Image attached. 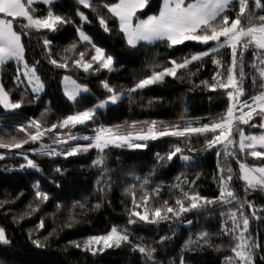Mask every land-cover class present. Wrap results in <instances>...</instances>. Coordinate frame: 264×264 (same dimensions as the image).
<instances>
[{"label": "snow or ice", "instance_id": "obj_1", "mask_svg": "<svg viewBox=\"0 0 264 264\" xmlns=\"http://www.w3.org/2000/svg\"><path fill=\"white\" fill-rule=\"evenodd\" d=\"M40 3L46 6V11L38 10L36 5ZM55 0H0V68L10 60H15L18 67V75L13 76L16 87L24 84L19 99H13L10 92L5 89L0 81V106L5 114L19 109L25 102L24 94L30 86L33 99L43 89V81L38 74L40 60L29 64L26 59V46L24 38H31L33 33L42 31L56 32L62 25L74 23L71 17L57 13L53 5ZM77 3L86 9H95L97 0H77ZM101 5L107 9L111 17L116 21L120 34L126 45L136 49L145 43L148 45L156 42L164 43L169 49L185 45V42H196L201 50L190 52L180 57L168 56L167 60H160L155 53L150 59H146L140 72L142 77L134 78L131 87L117 90L107 79L100 80V85L105 91L103 98H97L90 106L82 107L67 115L58 117L49 122L46 118L51 110L46 107L39 117H29L24 123L16 124L17 132L23 135H11L7 139L0 137V159L8 155L22 157L23 162L14 165V168H31L41 171L37 161L30 157L31 154L47 157L65 158L79 153H86L90 149L97 151V156L92 160V165L101 167V176L109 173L106 167L107 151L112 148L143 149L149 141H157L165 137L176 138L177 142L169 145L168 150L157 153V164L170 163L179 154V159L187 165L194 157L188 153H196L197 148L192 146L193 139L203 138L201 148L203 150H215L217 157H223V164L218 159L217 172L219 174V194L208 197L202 195L195 187V181L190 182L185 188L177 182L170 185V192L178 190L174 194L173 202L168 199L159 201L160 188L163 182L149 188L150 177L156 172V165L145 174L143 178L135 173V184L128 185L124 191L131 195V207L128 210L126 225L113 224L104 234L90 235L84 239L81 245L77 241H69L76 247L96 252H103L105 248L129 244L147 260L155 261L156 248L151 243H133L130 238L129 226L139 223L159 224L183 220L191 224V220L183 219L190 212H206L209 206L226 207L221 211V228L219 236H230L234 244L230 247L234 256H226L225 264H255L256 254L259 250L264 252L257 238L249 233V216L245 213V205L252 209L251 216L259 219L255 204L237 194L231 183L234 179L233 169L228 158H233L239 165L238 178L245 182L244 191L264 190V0H159L156 12L145 15L151 0H100ZM145 10V11H141ZM82 22L88 21V16L79 8L76 10ZM99 24L103 31L110 32L109 21L105 16L98 15ZM78 41L69 43L63 49L64 55L56 58L52 51V41L46 36L43 38L44 58L49 64L58 69L83 70L85 73H99L101 70L112 72L115 70V57L104 47L97 44L81 26L76 27ZM87 47L77 49L78 43ZM186 46V45H185ZM230 50V60L226 73L220 69L224 67L223 60L218 53L221 49ZM248 50L252 51V59H246ZM72 54V55H69ZM210 58L216 71L209 80H195L194 77L205 67L204 60ZM194 62L198 67L194 66ZM20 65L23 67V80H21ZM193 85L199 84L211 90H223L227 97V104L220 114H209L204 119H191L181 117L183 123L158 121L157 119H145L124 121L118 124H103L98 122V114L109 104H117L125 98H131L138 91H143L149 86L165 82L166 77H172L183 81L185 75ZM250 77L253 92L249 94L246 87V78ZM259 79V91H256ZM64 93L74 103L82 93L90 91L88 84L78 83L72 75L65 74L62 77ZM160 98H150L152 100ZM50 104V102H49ZM143 107V106H142ZM251 122V123H250ZM4 118L0 116V126H3ZM77 126L88 128L92 132L80 135L73 132ZM247 126L249 130L246 131ZM259 128L260 131L252 129ZM67 129V131H62ZM55 130V131H53ZM47 138V142L45 141ZM81 139L86 141L81 143ZM29 143L36 147L23 146ZM15 149L16 151H11ZM248 157L253 162L248 161ZM54 172L63 175L64 169L56 164ZM59 187L58 181H52ZM101 183L100 177L97 178ZM111 185V177L104 181ZM141 194L137 196L136 188ZM34 196L39 201L30 212H24L19 219L31 216L40 208L43 202L51 198V193L42 190L40 182L33 183ZM102 190V189H101ZM22 195V193L20 194ZM87 198H85L86 200ZM235 202L237 205L233 207ZM8 203L0 200V207ZM61 203L57 200L56 207L59 210ZM102 201L97 199L95 208H99ZM79 206L85 208L84 200L72 202V209ZM142 209V210H140ZM18 218L14 215L13 220ZM75 216L70 212L69 221H74ZM71 227V222L67 224ZM44 227L43 219L36 226V230ZM56 230L53 229L47 236V241ZM32 230L29 239L38 247H43L41 239L32 238ZM197 240L190 237L185 241L184 248H190L193 244L202 241L204 245L217 249L228 247L224 244H213L211 235L207 230L196 233ZM143 241L145 238L139 237ZM167 236H160L159 242H164ZM0 243H10L5 228L0 226ZM264 259V255L260 256ZM180 264H185L181 256Z\"/></svg>", "mask_w": 264, "mask_h": 264}, {"label": "trees", "instance_id": "obj_2", "mask_svg": "<svg viewBox=\"0 0 264 264\" xmlns=\"http://www.w3.org/2000/svg\"><path fill=\"white\" fill-rule=\"evenodd\" d=\"M97 7L86 9L77 3V0H55L54 10L59 14H64L74 21L62 25L59 31L46 32L40 34L33 33L32 37H25L26 59L29 64L35 60H40L38 74L44 85V91L38 94L37 99H33L34 94L30 89L24 94L25 102L19 109L5 114L0 106V116L4 118L3 126H0V137L7 139L11 135H23L17 132L14 125L24 123L29 117H39L40 113L49 107L47 113L49 122L55 121L58 117L67 115L82 107L95 103L97 98H103L105 91L100 85V80L107 79L117 90L131 87L134 78L142 77L139 70L150 59L153 54L158 53L160 60H167L168 56L180 57L190 52L201 50V46L196 42H185V45L176 46L169 49L166 44L156 42L148 45L141 43L136 49L128 47L120 34L116 21L107 12L100 0H97ZM159 0H151L150 7L146 8L145 15L156 12ZM38 10L46 11V6L38 3ZM79 8L88 16L87 22H82L76 14ZM98 15L105 16L109 21L110 32L103 31L99 24ZM90 35L93 40L104 47L115 57V70L107 72L101 70L99 73H85L82 69H58L47 62L43 52V38L46 36L52 41V51L56 58H60L63 49L69 43L78 41L77 26ZM87 47L82 42L77 44V49ZM72 55V54H69ZM223 60L224 67L220 69L226 73L230 60V50L221 49L218 53ZM246 59H252V51L248 50ZM205 67L194 77L195 80H209L216 66L212 64L210 58L204 60ZM194 66L198 67L195 64ZM17 63L13 60L7 62L0 71V80L5 89L8 90L13 99H19L21 91L25 87L23 84L16 87L13 76L18 75ZM20 74V73H19ZM65 74L72 75L80 83H86L90 91L82 93L78 101L74 103L69 100L62 87V77ZM185 75L183 81L166 77L165 82L149 86L143 91H138L131 98L123 99L117 104H109L98 114V122L103 124H118L132 119L145 120L157 119L158 121L176 122L181 117L191 119H204L209 114L217 115L222 112L227 104V97L223 90H211L193 85ZM259 79L257 80L256 91H259ZM246 87L249 94L253 89L250 77L246 78ZM160 98L152 100L150 98ZM50 102V104H49ZM143 106V107H142ZM246 131L249 130L244 126ZM260 131L259 128L252 129ZM55 131V130H53ZM67 131V129L62 130ZM79 132L81 136L91 133V126L83 128L77 126L72 130ZM47 142V138H45ZM81 143L83 141L81 139ZM176 138L165 137L157 141H149L146 148H112L107 151L106 167L110 170L105 176H101L102 168L93 166L92 160L96 158L97 151L90 149L86 153L59 157L39 156L29 154L40 165L41 171L31 168H14L23 162L22 157L8 155L0 159V200H7L8 203L0 207V226L5 228L6 235L10 243H0V264H153L147 260L138 249H133L129 244H121L105 248L103 252H96L76 247L69 244V241H77L81 245L85 238L90 235H100L106 233L113 224L126 225L128 210L131 207V195L125 193L124 189L128 185L135 184L134 176L130 172L139 175L141 178L149 173L156 165V172L150 177L149 188H153L157 183L163 182L160 188L159 201L168 199L173 202L174 194L178 190L170 192V185L177 182L187 188L190 182L195 181V187L202 195L213 197L219 194V174L217 172L218 159L223 164L224 158L217 157L215 150H203V138L193 139L192 146L197 148L196 153H188L194 159L185 165L184 161L177 157L170 163L157 164V153H165L169 145L176 143ZM29 143L23 147H36ZM0 151H8L0 149ZM11 151H16L15 149ZM233 169L234 179L231 183L237 194L252 201L255 204L259 219L251 216L252 209L245 205V213L249 216V233L264 245V190L249 191L245 194V182L238 178L239 165L233 158H228ZM249 162H253L248 157ZM56 164H60L64 169L63 175L54 172ZM108 176L111 177V185L104 183ZM101 183L98 184L97 178ZM58 181L59 187L52 181ZM39 181L42 190L51 193V198L43 202L37 211L31 216H25L22 220L19 217L24 212H30L31 204L35 207L39 201L34 196L32 185ZM102 189V190H101ZM137 196L141 194L139 187L136 188ZM22 193V195H20ZM85 198H87L85 200ZM97 199L102 201L99 208H95ZM57 200L61 203V208L56 207ZM84 200L85 208L77 206L72 209V202ZM233 207L237 205L235 202ZM226 207L209 206L206 212H190L183 219L191 220V224H186L183 220L160 222L159 224L139 223L129 226L133 243H153L156 248L154 264H180L181 256L185 264H225L226 256H234L230 247L234 244L230 236H219L221 228V211H226ZM142 210V209H140ZM70 212L74 214V221H69ZM18 219L13 220V216ZM43 219L44 227L36 230V226ZM71 222V227L67 224ZM55 229L54 234L47 241L43 240L50 231ZM32 230V238H39L43 247H38L29 239V232ZM207 230L211 235L213 244H224L228 247L217 249L213 246L204 245L202 241L193 244L190 248H184L185 241L190 237L197 240L196 233ZM160 236H167L164 242H159ZM139 237L145 238L143 241ZM264 252L257 251L255 264H264V259L260 256Z\"/></svg>", "mask_w": 264, "mask_h": 264}, {"label": "rangeland", "instance_id": "obj_3", "mask_svg": "<svg viewBox=\"0 0 264 264\" xmlns=\"http://www.w3.org/2000/svg\"><path fill=\"white\" fill-rule=\"evenodd\" d=\"M11 61V60H10ZM14 62H16L15 60H13ZM20 67V69H21V72H20V75H21V80H23L24 78H23V76H22V72H23V67H22V65H20L19 66ZM0 71H1V68H0ZM74 78V77H73ZM75 79V78H74ZM1 81V80H0ZM62 82V81H61ZM78 83H80L79 81H78ZM24 85V84H23ZM25 86V85H24ZM62 87H63V90H64V85H63V83H62ZM28 89H30L31 90V88H30V86H28ZM44 91V86H43V89L41 90V92L40 93H42ZM39 93V94H40ZM251 123V122H250ZM259 131V130H258ZM257 131V132H258Z\"/></svg>", "mask_w": 264, "mask_h": 264}]
</instances>
